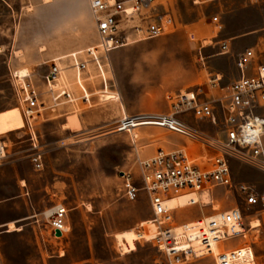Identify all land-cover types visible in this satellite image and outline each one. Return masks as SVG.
Returning a JSON list of instances; mask_svg holds the SVG:
<instances>
[{"label": "rangeland", "instance_id": "1", "mask_svg": "<svg viewBox=\"0 0 264 264\" xmlns=\"http://www.w3.org/2000/svg\"><path fill=\"white\" fill-rule=\"evenodd\" d=\"M249 3L250 0H157L148 16L169 14L174 19L173 25L161 36L142 40L134 27H145L149 19L133 16L122 24L121 41L129 43L117 50L115 61L109 66V58H103L105 84L99 73L90 75L92 78L87 83L92 93L91 104L93 100L99 104L95 108L82 105L76 108V116H83L81 128L76 116L68 119L72 129L63 125L62 119L58 123L44 122L45 114H49V119L64 112L61 106L46 108L43 117L33 124L36 131L33 142L37 148L31 145L27 128L8 139L0 137L6 148V157L0 161V250L7 264H167L161 250L144 240L136 244L131 254L120 255L115 250L112 238L115 233L134 228L135 232L153 234V228L148 225L139 228L142 221L152 218L147 193L140 189L138 198L129 201L124 196L121 173H129L134 185L141 188L138 155L152 156L159 148L170 152L166 148L169 145L193 153L198 145L155 127L134 130L137 137L133 133H103L101 130L115 123L122 115L123 106L130 114L140 109L142 112L161 111V104L169 105V99L161 100L159 95L176 94L174 87L180 83L187 85L182 93L201 88L202 99H206L208 90L203 87V79L217 74L221 78L220 87L224 88L218 92V97H224L228 85L239 77L234 62L248 48V42L239 45L238 52L230 49L223 53L220 41L224 38L223 31H228L235 23L238 8ZM259 7L256 3L255 9H248L251 27H254ZM213 17L221 24L217 38L211 37ZM98 40L89 0H50L49 3L0 0V112L12 108L20 110L15 92L16 72L24 68L41 92L40 102L48 107L43 83L48 66L57 61L63 68L69 59L67 55L93 47ZM205 40H210L209 44H204ZM252 50L254 63H264V49ZM213 105L216 124L195 123L202 131L222 138L221 105ZM187 113L192 115L190 111ZM8 115L9 122L13 123V114ZM9 122L2 121L0 131L11 127ZM36 152L42 153L41 170L30 162L31 154ZM230 166L235 184L244 182L257 193H264L262 172L235 159L230 161ZM20 180H24L26 187H20L23 185ZM56 183L57 190H46V185ZM16 184L21 189L17 188L15 193L12 186ZM210 200L207 204L175 210V223L195 221L237 207L244 215L245 232L227 240L225 246L250 245L256 252L258 264L263 263L264 204L246 205L233 187L213 188ZM87 202L92 204V212L67 211V237L62 241L54 240L44 214L56 205L66 208L79 205L86 209L83 203ZM214 205L217 209H212ZM255 219L259 227L250 230L248 222ZM11 222L21 230L7 232ZM213 255L193 258L185 264H214Z\"/></svg>", "mask_w": 264, "mask_h": 264}, {"label": "built area", "instance_id": "2", "mask_svg": "<svg viewBox=\"0 0 264 264\" xmlns=\"http://www.w3.org/2000/svg\"><path fill=\"white\" fill-rule=\"evenodd\" d=\"M157 0H89V11L93 19L98 43L93 47L72 53L71 68L75 86L81 91L80 100L88 104L90 96L83 85L82 72L87 70L88 63L93 62L105 84L104 72L100 63L108 53L118 47L123 38L122 24L133 16L148 20L145 27L135 26L136 34L142 40L163 35L173 25V17L169 14L148 16ZM214 29L220 30L221 24L217 17L212 19ZM195 40V38H192ZM223 53L228 52L223 44ZM202 47L199 48L201 50ZM202 61V53L199 51ZM255 52L245 49L235 60L234 65L239 77L228 85V93L221 99L217 96L211 100L202 99L201 88L179 92L169 96V113L141 112L123 113L113 125L102 128L103 133H130L139 128H159L171 132L183 139L198 145V150L187 153L184 149H174L166 152L159 148L152 156L138 155L136 158L142 187L134 185L131 175L121 173L124 196L129 201H135L140 189L149 197L152 218L149 220L153 227V237L146 240L143 236L134 242V250L126 253L124 249V232L142 233L135 229H127L112 235L115 250L120 255L135 252L140 240L155 245L167 259V264H185L193 258L213 254L211 245L219 244L220 252L214 255V264H258L257 255L250 245L225 246L226 241L242 235V232L228 234L226 226L235 222L244 228V215L236 207L211 215L206 219H198L190 223H175L174 211L167 203L171 198L201 195L212 192L216 187H233L237 194L248 206L264 204V193H257L246 183L233 181L230 161L232 159L253 167L264 174V63H254ZM57 61L52 62L44 72L43 83L48 97V107L40 102L41 92L34 86L28 76L17 77L15 92L21 110L23 128H27L33 148H37L36 131L33 124L43 117L46 108H56L64 104L77 102L69 83L63 74V68ZM221 78L215 75L209 78V86L221 92ZM223 99L225 103L222 104ZM215 103L221 105L223 137L211 136L183 121L179 115L190 111L198 123L205 121L216 124ZM5 147L0 142V161L6 157ZM30 162L37 170L43 168L42 153L31 154ZM202 201L190 198L186 207L203 204ZM67 209L64 205H56L47 211L49 233L56 241L67 237ZM0 225V234L1 232ZM139 228L144 229L142 223ZM56 232L60 236L56 235ZM0 264H5L0 250ZM264 264V261L263 263Z\"/></svg>", "mask_w": 264, "mask_h": 264}, {"label": "crops", "instance_id": "3", "mask_svg": "<svg viewBox=\"0 0 264 264\" xmlns=\"http://www.w3.org/2000/svg\"><path fill=\"white\" fill-rule=\"evenodd\" d=\"M49 1L50 0H48V1L44 0L45 3H49ZM256 3L257 4L259 3L260 7L258 8V10H257L258 12H257V14H255V17H254V21H253L254 27H251V25H249V22L251 19V14L249 13L248 9H253V8L255 9ZM236 14H237L236 21L232 25L231 28L229 27L230 30L228 29V31H226V32H225V30L223 31V33H224L223 37L224 38H222L220 41L221 46L223 44H225L227 46L228 51H230V49H231L235 52H238L239 49H237V47L239 45L246 44L245 42H248V44H247L248 48H246V49H250V50H252V49H264V0H250L249 4H242L241 7L238 8ZM212 26H214L213 22H212ZM233 29H234V31L231 32ZM212 32H213V35L211 37L217 38V36L219 34V30L216 31L213 28ZM126 45H128V44H126ZM203 46H204V44L202 45V48H203ZM119 48H121V47H116L108 53L109 56L107 55V57H106V60H108V58H109V62H110V63H107L108 66L111 64V61H115L113 59H114V56L116 55V53L118 52L117 50ZM101 64L103 67L105 66V64L103 63V59L101 60ZM71 65H72V61L69 58L65 62V65H63V72L68 73L67 76L64 75V78L69 83L72 84L70 89H71L74 97L77 99V102H75L73 104L61 105L62 106V107L60 106L61 109L65 110V111L56 117H51V118L47 119V115H49V114H47V115L45 114L46 121H44V122L50 121V122L58 123V121L62 119V122H63L62 124L66 125L67 128L72 129L73 126H71V127L69 126V124H68L69 120L68 119L73 117V116H76V111H77L76 108H79V105L88 106V108H95L99 103L98 102L96 103L95 100H93V102L91 104V99H90L88 104L81 102V100H80L81 91H79V89L74 84L75 74L73 73ZM234 67H235V65H234ZM96 72L99 73L93 62L88 63L87 70L82 72V77L84 79L82 83H83L84 87L86 88V90L89 89L87 82L92 78L90 75L95 74ZM218 76L220 77V75H218ZM208 81H209V78H207L206 80L203 79L202 83H203L204 89L208 90V92L206 91V99L211 100L213 98H216L218 96V93L216 90L212 89L209 86ZM186 87H187V85L185 86L183 83H180L174 87L173 93L177 94V93L181 92L182 90H185ZM89 91L90 90H88V93H89V96L91 98L92 93L90 94ZM140 95H143V94L141 93ZM169 96H172V95H170V93L168 95L161 93L159 95V99H161V100L166 99L167 100V99H169ZM66 108H69V109L74 108V109L73 110L70 109V111H69V109H66ZM140 110H138V112H133V113H141L142 111H140ZM160 110L161 111H159V112H161V113H169L171 111V106L166 105V104H161ZM10 113H12L14 116V122L13 123L9 122V120H8L9 119L8 114H10ZM123 113L130 114V113H128V109L125 106H123L122 114ZM133 113H131V114H133ZM82 117L83 116H81L80 118L77 117L78 125L80 128H81V123H83ZM179 117L183 121H185L186 123L192 125L193 127L197 128V129H200V128H198V124L195 123L196 121L194 120L192 115H190V113L181 114V115H179ZM0 120H1L0 123L2 121H8L9 124H11V127H7V129H3L0 131V137H6L8 139L10 137H13L15 134L17 135L23 129V124L21 122V120H22L21 115H20L19 110L16 108H12V109H8L7 111L0 112ZM73 129H77V128L74 127ZM166 148L168 150H171V149H175L176 146L175 145H169V146H166ZM152 153H153V150H152L151 154ZM53 179L55 180L57 178L54 177ZM17 181L19 182V180H17ZM20 181L24 182V180H20ZM57 186H58L57 183L53 184V185L48 184V185H46V190L51 191L53 188H55V190H57ZM20 187L21 188L26 187L25 182H24V185H22ZM20 187H18V185L16 184V185L12 186V189L14 188V190H15L14 192L16 193L17 188L21 189ZM1 202L2 201H0V204H2ZM83 204L86 206V209H84L83 207H80L79 205H73L69 208H66V207L65 208L67 209V211L75 212V213H77L78 211L80 213H82V211H84L87 214L92 212V204L90 202H87V204L86 203H83ZM52 208H50L49 210H51ZM66 217H67V214H66ZM67 220H68V217H67ZM67 224H68V221H67ZM236 246H238V245H236ZM5 264H7L6 260H5Z\"/></svg>", "mask_w": 264, "mask_h": 264}, {"label": "bare ground", "instance_id": "4", "mask_svg": "<svg viewBox=\"0 0 264 264\" xmlns=\"http://www.w3.org/2000/svg\"><path fill=\"white\" fill-rule=\"evenodd\" d=\"M209 42H210L209 40H205L204 44H209ZM128 43H129V41H127L126 43H121L118 47H122V46H124V45H126ZM43 49L44 48L42 47L41 50H43ZM70 55L67 56V59L69 58ZM62 58H65V56L64 57H59V59H61V60H62ZM100 66H101V69H102V64L101 63H100ZM102 72H104L103 69H102ZM16 74H17V77H20V78H24V76L30 75L26 68L16 72ZM104 77H105V72H104ZM105 83H106V78H105ZM87 94H89L88 91H87ZM19 112H20V110H19ZM20 115H21V112H20ZM21 119H22V116H21ZM133 136L137 137V134L133 133ZM134 137L132 138L133 140L135 139ZM23 185H24V182H23ZM190 198H194V199H197L198 201H202L203 204H207V203L211 202L210 195L208 193L207 194L203 193L201 195V197L199 195L189 194V196L185 195V196H178V197L171 198V200L168 201L167 206L170 207V208L184 209L186 207V205L188 204ZM215 206L216 205H214L212 209H217V207H215ZM208 217H204L202 219H206ZM190 222H192V220H190ZM190 222H188V223H190ZM141 223H142L143 226H147L148 225L149 227H152L150 225L149 221H147V220L146 221H142ZM248 227H249L250 230L256 229L257 227H259V221L257 219L249 221L248 222ZM20 230H21L20 227H17L14 223L11 222L8 225V231L7 232L20 231ZM226 230L228 231L229 235H232V234H234L236 232H242V234H244V232H245L244 228H242L240 224L235 223V222L228 223L227 226H226ZM152 232H153V230H152ZM153 234H154V232H153ZM153 234L143 233V232L138 234V233H133L131 230H129L127 232H124L123 236H124L125 241H126L125 244H124V249H125L126 253H130V252H132L134 250V242L137 239H139L141 236H143L146 240H150L153 237ZM211 249H212L214 255L219 253L220 250H221L219 244H216V243L215 244L213 243L211 245ZM250 264H252V263H250Z\"/></svg>", "mask_w": 264, "mask_h": 264}, {"label": "water", "instance_id": "5", "mask_svg": "<svg viewBox=\"0 0 264 264\" xmlns=\"http://www.w3.org/2000/svg\"><path fill=\"white\" fill-rule=\"evenodd\" d=\"M56 235H57V236H60L58 232H56Z\"/></svg>", "mask_w": 264, "mask_h": 264}]
</instances>
